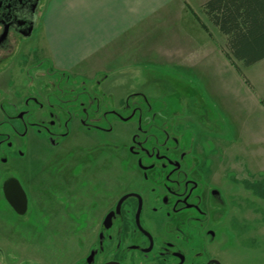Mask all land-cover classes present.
<instances>
[{
  "label": "rangeland",
  "instance_id": "obj_1",
  "mask_svg": "<svg viewBox=\"0 0 264 264\" xmlns=\"http://www.w3.org/2000/svg\"><path fill=\"white\" fill-rule=\"evenodd\" d=\"M19 41L12 42L14 53L0 52V104L4 105L0 134L14 146L10 151L5 143L0 149V185L4 177L16 179L29 202L26 214L18 216L0 192V264H74L87 247L79 249L78 237L68 232L79 222L73 215L84 223L122 191L151 189L160 183L155 172L143 180L129 151L131 137L138 131L136 120L125 118L132 107L139 106L147 116L163 122L167 134L175 137L176 159L179 153H187L185 163L200 182L197 188L202 182L203 189L220 191L223 207L210 210L213 224L222 226L224 247L218 257L223 264H264V111L254 109V103L257 106L258 99H264L259 84L254 82L257 88L251 87L254 91L249 96L254 103L249 106L243 88L235 94L226 87L209 94L206 82L195 81L190 92L182 79L176 83L169 80L167 66L127 65L121 74L116 71L119 68L95 74L65 73L69 79L62 83L48 73L46 65H39L42 59L35 33ZM260 67H252L246 75L253 77ZM56 81L65 92L62 98L68 90H79V102L95 100L89 117L80 115L87 125L98 127L86 130L75 122L58 147H51L44 137H35L32 132L36 127L26 134L16 125L17 132H13L5 121L23 109L29 90L50 93ZM221 84L207 83L208 88ZM109 110L125 121L109 116ZM50 111L49 119L64 132L63 121ZM152 146L146 144V148ZM169 146L173 148L170 141ZM19 152L24 156L18 157ZM156 189L163 187L159 184Z\"/></svg>",
  "mask_w": 264,
  "mask_h": 264
},
{
  "label": "flooded vegetation",
  "instance_id": "obj_2",
  "mask_svg": "<svg viewBox=\"0 0 264 264\" xmlns=\"http://www.w3.org/2000/svg\"><path fill=\"white\" fill-rule=\"evenodd\" d=\"M40 1L0 0V52L11 54L16 51L12 48L13 41L18 40L20 44V39L30 37ZM39 65H46L48 73L58 76L61 82L69 79L65 73L57 74L56 70L52 71V66L47 63ZM78 80L80 81H72ZM61 82L56 81L55 86H51L54 89L50 93L29 90L31 94L24 100L23 109L16 116L7 118L5 123L13 132H17L16 125L22 126L26 134L36 127L33 135L38 139L44 137L43 140L51 147L61 145V141L74 129L75 122L86 130L98 127L87 125L86 119H81L89 117L96 106L95 100H90L87 104L79 102V90H68L67 96L62 98L65 92L59 88L58 83ZM17 107L11 104L13 110ZM0 109L4 112L3 104H0ZM49 109L53 116L63 121L64 132L59 131L55 127L56 122L49 119ZM131 109L125 119L136 120L138 133L132 135L129 151L136 158L143 180L149 179V172H155L156 181H160L157 185L161 184L163 189H156L157 185H154L151 189L133 188L122 191L115 201L112 202L110 198L103 203L104 206L99 209L100 214L98 211L84 223L73 215L72 219L79 222L70 226L68 232L78 237L79 249L87 247L85 255L74 264H223L218 257L219 251L224 247L221 239L222 226L213 224V211L210 210L215 206L223 207L220 191L203 189L202 182L198 189L196 185L200 182L192 176L193 170L185 163L187 153H179L177 159L173 156L177 150V140L167 134L164 123L154 115L147 116L141 106ZM109 113V116L115 115L116 119H122L115 111L109 110ZM144 122L148 124L146 128H143ZM25 136L18 138L23 139ZM0 137V149L6 143V148L12 151V143L5 141L1 134ZM169 141L173 148L167 147ZM147 143H152L153 146L146 148ZM17 156L22 157L24 154L19 152ZM7 161L6 157V161L3 160L2 163L6 164ZM10 178L12 177L7 176L1 181V195L13 213L24 216L29 202L24 190L27 207L22 215L17 214L4 197L2 187ZM217 202L222 204L218 205ZM215 220L219 221V218ZM209 246L214 247L208 251Z\"/></svg>",
  "mask_w": 264,
  "mask_h": 264
},
{
  "label": "crops",
  "instance_id": "obj_3",
  "mask_svg": "<svg viewBox=\"0 0 264 264\" xmlns=\"http://www.w3.org/2000/svg\"><path fill=\"white\" fill-rule=\"evenodd\" d=\"M208 1L41 0L33 33L42 62L62 73L119 68L121 74L127 65L167 66L169 80H183L190 92L195 81L206 82L209 94L243 88L253 106L254 82L264 89V58L249 67L231 58L244 78L237 72L224 32L204 11ZM255 66L260 70L247 76ZM209 82L222 84L208 88ZM260 101L254 109L264 111Z\"/></svg>",
  "mask_w": 264,
  "mask_h": 264
},
{
  "label": "trees",
  "instance_id": "obj_4",
  "mask_svg": "<svg viewBox=\"0 0 264 264\" xmlns=\"http://www.w3.org/2000/svg\"><path fill=\"white\" fill-rule=\"evenodd\" d=\"M204 11L224 32L231 55L227 56L243 77L231 58L243 67L264 58V0H210ZM260 104L264 107L263 101Z\"/></svg>",
  "mask_w": 264,
  "mask_h": 264
},
{
  "label": "water",
  "instance_id": "obj_5",
  "mask_svg": "<svg viewBox=\"0 0 264 264\" xmlns=\"http://www.w3.org/2000/svg\"><path fill=\"white\" fill-rule=\"evenodd\" d=\"M31 31L32 28L29 30V34ZM2 189L7 203L14 211L19 215L24 214L27 207V200L20 183L16 179L10 178L4 182Z\"/></svg>",
  "mask_w": 264,
  "mask_h": 264
}]
</instances>
